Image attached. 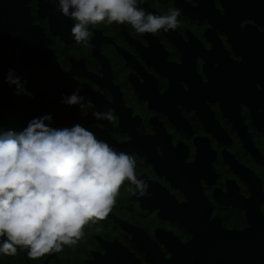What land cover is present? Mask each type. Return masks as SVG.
I'll use <instances>...</instances> for the list:
<instances>
[{
  "label": "flooded vegetation",
  "instance_id": "obj_1",
  "mask_svg": "<svg viewBox=\"0 0 264 264\" xmlns=\"http://www.w3.org/2000/svg\"><path fill=\"white\" fill-rule=\"evenodd\" d=\"M139 6L180 8V26L104 22L78 44L51 0H0V132L46 115L51 128L79 124L131 155L148 184L141 194L125 181L76 244L39 259L18 247L0 264H233L234 234L264 220V0ZM77 87L116 118L62 103Z\"/></svg>",
  "mask_w": 264,
  "mask_h": 264
},
{
  "label": "clouds",
  "instance_id": "obj_2",
  "mask_svg": "<svg viewBox=\"0 0 264 264\" xmlns=\"http://www.w3.org/2000/svg\"><path fill=\"white\" fill-rule=\"evenodd\" d=\"M74 21L71 36L87 44L89 26L130 24L140 34L174 31L180 8L167 14L146 12L143 0H51ZM7 82L21 88L10 70ZM77 87L62 103L77 105L97 121H113V109L97 110ZM51 115L32 120L22 132H0V253L15 256L18 247L31 259L60 252L84 236L89 223L105 220L121 186L129 181L143 191L148 184L136 176L134 158L117 152L106 141L79 124L68 129L49 127Z\"/></svg>",
  "mask_w": 264,
  "mask_h": 264
},
{
  "label": "water",
  "instance_id": "obj_3",
  "mask_svg": "<svg viewBox=\"0 0 264 264\" xmlns=\"http://www.w3.org/2000/svg\"><path fill=\"white\" fill-rule=\"evenodd\" d=\"M233 264H264V220L252 228L235 233Z\"/></svg>",
  "mask_w": 264,
  "mask_h": 264
}]
</instances>
